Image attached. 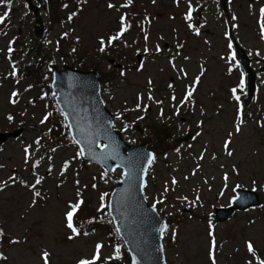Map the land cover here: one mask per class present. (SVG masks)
<instances>
[{"label":"rangeland","instance_id":"1","mask_svg":"<svg viewBox=\"0 0 264 264\" xmlns=\"http://www.w3.org/2000/svg\"><path fill=\"white\" fill-rule=\"evenodd\" d=\"M174 1L85 0L75 10L71 3L64 13L73 15L62 23L57 20L62 16L57 0H51L50 9L41 14L46 38L39 45L33 40V18L23 0H0L1 13L9 8L4 14H11L14 24V29L0 36V132L23 129L21 137L9 138L0 146V230L5 239L0 244V264H46V259L47 264H80L82 260L101 264L111 254L104 232L96 229L77 235L68 228L66 214L77 199L85 198L88 202L79 210L81 222L86 216L95 218L88 208L102 205L103 192L108 196L121 176V171H115L103 185V170L75 158L77 147L72 141L55 146L46 132L60 124V118L49 105L50 95L38 97L45 87L40 82L49 81L48 68H41L34 82L14 81L6 59L8 45L20 50L12 53L20 64L23 53L35 48L49 64L77 68L70 45L79 47L76 55H81L83 70L94 66L99 74L106 73L111 69L109 58L122 64L121 73L109 76L104 91L101 85V96L107 108L121 116L116 129L130 122L129 143L145 142L151 149L157 140L165 143L162 133L166 130L177 136V132L193 133L199 128L192 141L178 148L168 142L161 148L164 151L157 153L147 174V201L155 204L163 218L173 220L162 238L167 264L264 261V203L258 210L237 213L215 225L213 237L207 220L213 207L229 203L237 186L257 191L264 202V77L259 78L257 98L246 113L253 118L242 116L232 97L234 88L240 98L244 94L238 85L239 68L230 60L222 35L224 20L223 26L211 23L197 30L198 2L190 17ZM234 10L239 14L236 28L246 53L260 56L264 36L257 34L245 8L241 13ZM122 29L126 31L119 35ZM13 35L19 41L10 43ZM101 40L107 47L104 51ZM155 46L163 50L155 51ZM136 54L142 56L138 67ZM36 81L42 86L31 85ZM189 92L192 95L186 100ZM187 114L192 117L185 125ZM132 124L143 132H134Z\"/></svg>","mask_w":264,"mask_h":264},{"label":"water","instance_id":"2","mask_svg":"<svg viewBox=\"0 0 264 264\" xmlns=\"http://www.w3.org/2000/svg\"><path fill=\"white\" fill-rule=\"evenodd\" d=\"M37 1L43 7L42 0ZM30 8L36 16V23L39 24L35 27L36 34L41 38L44 32L38 10L33 6ZM238 54L241 63L248 69L243 52ZM64 69V72H57L54 68L52 88L57 92L56 102L64 112L70 135L78 144L81 155L90 161L98 162L108 172L119 166V163L126 169L127 175L111 193L108 207L119 236L131 254V264H164L159 255L160 249L157 248L160 243L158 234L163 231L164 222L158 218L154 208L148 207L142 194L143 178L152 158L151 152H147L144 145L126 146L120 139L123 134L111 129L114 119L107 113L99 97L96 74L82 73L66 66ZM252 89L250 77L248 96ZM189 138L190 135L179 142ZM100 142L104 144L103 148H99ZM240 195V208L257 204L255 194L241 192ZM230 214L231 212L228 216Z\"/></svg>","mask_w":264,"mask_h":264},{"label":"flooded vegetation","instance_id":"3","mask_svg":"<svg viewBox=\"0 0 264 264\" xmlns=\"http://www.w3.org/2000/svg\"><path fill=\"white\" fill-rule=\"evenodd\" d=\"M244 2H240V0H227V4L229 7V11L232 8H237L238 12L241 13V8H245L246 15L248 18L254 21V23H261L262 19L264 20V13L261 12V9H264V0H242ZM187 2H190L191 4L195 5L198 2V6L201 9V12L197 14V23L198 24H209L210 23H220V20L218 19L219 14V0H184L183 3H181L180 0H175L173 3L178 4L181 8L185 9V12H187V7H185ZM184 4V6H183ZM239 20V14H236V11L233 9L231 11V15L229 12V24H235L236 20ZM212 33L214 32V29L211 30ZM212 36H215V34H212Z\"/></svg>","mask_w":264,"mask_h":264},{"label":"snow or ice","instance_id":"4","mask_svg":"<svg viewBox=\"0 0 264 264\" xmlns=\"http://www.w3.org/2000/svg\"><path fill=\"white\" fill-rule=\"evenodd\" d=\"M109 7L111 8V7H114V6L111 5V4H109ZM261 12L264 13V9H261ZM5 15H7V13H5ZM69 19H71V17H69ZM122 20H123V18H122ZM3 22H4V16H0V23H3ZM124 31H126V29H122V30H121V33H120L119 35H122ZM117 38H118V36H117V37H112L111 40H115V39H117ZM109 42H111V41H109ZM104 43H105V42H104L103 40H101V45H102V47H101V51H104V48H103V44H104ZM229 47H231V44L229 45ZM9 51H12V49L9 48ZM233 91L235 92V89H233ZM15 95H16V93H13V96H15ZM191 95H192V93L189 92V93L187 94V96L185 97V99L187 100L188 97H190ZM149 98H151V97H149ZM45 119H47V117H45ZM42 122H43V121H42ZM237 130L239 131V128H238ZM225 147H226V148L228 147L227 143H226ZM229 154L231 155V153H229ZM125 175H127V174H125ZM36 183H37V184L40 183L39 179L36 181ZM173 183H176V181L173 180ZM37 195H39V193H37ZM81 203H82V201H80V202H78L77 204L73 205V206L71 207V210L68 211L67 214H66V219H67V222H68V223H67L68 228L72 229V231H73L74 233H76L77 235H78L79 233L77 232V229L73 226V216H74L75 212L79 209ZM153 208L155 209V204L153 205ZM2 235H3V232H2V230H0V236H2ZM13 242L15 243L16 241H13ZM100 247H101V245L98 244V245H97V251H99ZM248 249H249L250 252L253 251V247H252L251 244L248 245ZM44 255H45V257L47 258V255H48V254L45 253ZM46 264H47V259H46ZM80 264H93V262L83 261V260H82V261H80Z\"/></svg>","mask_w":264,"mask_h":264},{"label":"trees","instance_id":"5","mask_svg":"<svg viewBox=\"0 0 264 264\" xmlns=\"http://www.w3.org/2000/svg\"><path fill=\"white\" fill-rule=\"evenodd\" d=\"M75 47L76 48H78V46H76L75 45ZM79 62H80V60H79ZM81 63V62H80ZM80 66H82V64L80 65ZM87 219H89V216L87 217ZM108 234L110 235V238L112 237L113 238V232L111 231V230H108ZM0 238H1V236H0ZM118 241H117V243H116V245H115V247L116 248H119V250H118V252H120V251H122L123 249H122V247H121V245L119 244V247H118ZM117 255H115V256H113V257H111V258H115ZM107 262H109V260H107Z\"/></svg>","mask_w":264,"mask_h":264}]
</instances>
